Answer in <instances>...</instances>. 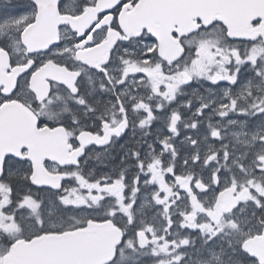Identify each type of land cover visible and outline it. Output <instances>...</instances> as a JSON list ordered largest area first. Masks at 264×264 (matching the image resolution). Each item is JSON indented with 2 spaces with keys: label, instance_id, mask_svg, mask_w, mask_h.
Instances as JSON below:
<instances>
[{
  "label": "snow or ice",
  "instance_id": "1",
  "mask_svg": "<svg viewBox=\"0 0 264 264\" xmlns=\"http://www.w3.org/2000/svg\"><path fill=\"white\" fill-rule=\"evenodd\" d=\"M0 264H264V0H0Z\"/></svg>",
  "mask_w": 264,
  "mask_h": 264
}]
</instances>
